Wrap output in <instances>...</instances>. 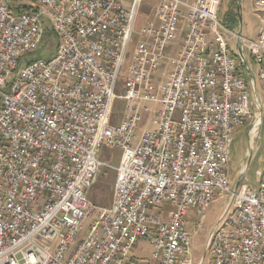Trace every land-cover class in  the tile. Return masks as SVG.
<instances>
[{
	"label": "built area",
	"instance_id": "1",
	"mask_svg": "<svg viewBox=\"0 0 264 264\" xmlns=\"http://www.w3.org/2000/svg\"><path fill=\"white\" fill-rule=\"evenodd\" d=\"M29 2L17 12L0 0V264H193L186 218L199 228L215 197L228 203L207 237L210 264H264V171L255 190H231L227 170L238 130L253 136L262 121L245 72L249 55L264 84V24L254 40L233 33L222 0H156L138 32L143 0ZM49 26L55 54L8 82ZM144 115L152 127L137 136ZM103 147L120 150L117 166ZM103 169L115 174L108 208L87 197ZM140 240L149 259L131 254Z\"/></svg>",
	"mask_w": 264,
	"mask_h": 264
},
{
	"label": "rangeland",
	"instance_id": "2",
	"mask_svg": "<svg viewBox=\"0 0 264 264\" xmlns=\"http://www.w3.org/2000/svg\"><path fill=\"white\" fill-rule=\"evenodd\" d=\"M13 8L28 7L30 6L29 0H5ZM236 5L237 25L233 29H230L233 33H239L246 40H254L257 38L261 27V15H256L253 10L252 0H240L238 5L237 0H233ZM232 0H222L220 6V16L229 9V4ZM156 4V0H143L141 7L138 10V16L135 21L134 29L138 32L143 25L147 22L148 15L150 14L152 7ZM49 31L52 35H48L45 30L44 35L39 43L36 51L23 56L20 59L17 70L13 72L9 81L11 82L13 77L18 73L19 69L25 66L27 61L30 63L39 60H46L55 54L56 47L58 45V38L53 33L49 26ZM184 22L180 25V30L176 33V39L170 44L171 52L178 50V46L183 37L185 31ZM134 39V37H133ZM229 48L232 53H235L234 39L229 40ZM247 65L250 70L248 76L245 72V78L247 83L250 77L254 81L255 92L258 100L262 104V121L259 127L255 130L253 136L249 135V126L240 128L233 138V142L230 147V154L227 164L229 188L234 190L240 188L241 185L246 184L251 189L255 190L261 179V175L264 171V84L258 79L257 67L253 63L249 55L246 57ZM164 70H159L157 76H161ZM123 92L122 81L118 83V87L115 90L116 95H120ZM249 93L253 96L252 85H249ZM124 103L116 100L112 107V122H116L123 114ZM258 112V111H257ZM152 127L148 124V117L143 116V120L136 125V134L140 135L141 131L145 127ZM99 159L103 162L110 164L111 166H117L120 158L119 149H108L103 147L98 153ZM241 171L245 172V176L241 179ZM115 174L112 170L103 169L98 176V179L94 186L88 192L89 201L102 208L110 207L112 203L113 185ZM238 185V186H237ZM228 203V198H213L212 201L202 210L201 215L203 220L197 228V215L195 212L190 211L186 218L185 231L189 236L190 242V259L193 264H210V257L206 254L205 244L207 237L221 217ZM131 254L140 259H149L151 255V248L149 244L143 240L138 241L132 248Z\"/></svg>",
	"mask_w": 264,
	"mask_h": 264
},
{
	"label": "trees",
	"instance_id": "3",
	"mask_svg": "<svg viewBox=\"0 0 264 264\" xmlns=\"http://www.w3.org/2000/svg\"><path fill=\"white\" fill-rule=\"evenodd\" d=\"M14 10L17 12H19V11H30V6L14 8ZM220 17H221L224 25L228 29H233L234 27H236L238 15L236 13V5H235L233 0L229 4V9L227 11H225V13L223 15H221ZM46 31H47V34L49 36L52 35V33L49 31L48 27L46 28ZM19 63H20V61H19ZM26 63L29 64L30 62L27 61Z\"/></svg>",
	"mask_w": 264,
	"mask_h": 264
},
{
	"label": "bare ground",
	"instance_id": "4",
	"mask_svg": "<svg viewBox=\"0 0 264 264\" xmlns=\"http://www.w3.org/2000/svg\"><path fill=\"white\" fill-rule=\"evenodd\" d=\"M261 24H264V15H261Z\"/></svg>",
	"mask_w": 264,
	"mask_h": 264
},
{
	"label": "crops",
	"instance_id": "5",
	"mask_svg": "<svg viewBox=\"0 0 264 264\" xmlns=\"http://www.w3.org/2000/svg\"><path fill=\"white\" fill-rule=\"evenodd\" d=\"M146 260V259H145Z\"/></svg>",
	"mask_w": 264,
	"mask_h": 264
}]
</instances>
